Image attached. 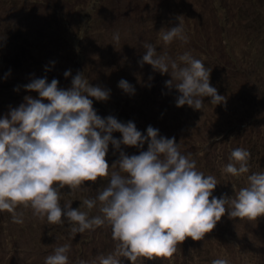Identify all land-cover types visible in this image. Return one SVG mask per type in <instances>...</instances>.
<instances>
[{"label": "rangeland", "instance_id": "1", "mask_svg": "<svg viewBox=\"0 0 264 264\" xmlns=\"http://www.w3.org/2000/svg\"><path fill=\"white\" fill-rule=\"evenodd\" d=\"M0 21H29L38 34H32L33 44L40 45L24 51L22 57L16 54L7 58L3 56L0 44V109L4 110L0 119L10 118V109L17 105L13 99L16 95L13 90H25L24 87H19L22 85L20 81L30 83L31 80L27 77L33 74V68L38 69L37 75H45L47 78V73H51L52 69V66L47 67L49 63L58 65V62L66 63L73 59V67H77V54L68 45L70 42L74 43L73 39L82 40L77 44L76 50L80 46L86 56L78 65L88 72L87 80L91 85L110 90L106 101L92 98L100 117L106 118L109 115L108 108L113 109L117 115L130 112L133 119H138V123H134L142 133L146 134L147 127L151 125L159 129L160 135L175 137L182 154H190L191 159L196 157V169L216 178L218 184L212 193L215 197H233L235 191L247 185L248 175L262 172L257 170L260 165L255 160L248 161L249 172L239 177L222 173L221 170L229 163L231 151L238 146L259 141V147H264V42H254L264 38V0H255V3L252 0H0ZM84 21H87L86 25ZM201 21L250 22L244 28L239 27L240 23L237 24L238 27L231 31L232 37L228 38L229 45L223 46L225 40L222 39V34H204L206 31ZM178 23L183 26L187 42L174 39L165 45L160 39V33ZM116 33L120 36L118 44L113 41ZM145 43L153 45L157 55L167 53L178 63V57L185 52L200 59L211 70L210 84L217 88L219 95L225 96V103L214 105L209 103L210 97H205L200 111L187 105L177 107L175 99L178 93L174 88L169 89L165 83L171 79L170 74L154 71L148 64L143 67L139 65L138 61L146 51ZM246 50L251 56L247 55ZM234 59H244L239 68ZM35 61L37 64L33 65ZM63 73L58 75L61 80L65 77ZM9 78L20 84H9ZM121 79L134 87V94L126 93L118 87ZM71 81L63 80L58 87L66 90L71 87ZM135 100L137 103L132 102ZM44 102L47 103L46 100ZM121 116L127 122L131 121L126 116L118 115ZM166 122L169 124L164 127ZM112 135L116 139L122 138L119 132ZM146 146L143 149L124 146L121 150L133 155L139 154L140 150L146 151ZM111 152L115 154L108 156L110 167L119 158V151L110 144L108 153ZM117 170L111 168L110 172ZM106 186L104 183L103 189ZM93 191L88 186L74 193L69 190L62 193L61 190L60 204L63 206L71 202L72 207L77 208L84 198L97 196L98 191ZM17 210L24 212V222L21 224L13 223L9 213L0 212L5 220V232L0 233V255H5L1 258L2 263L4 258L14 256L17 264H44V255L52 254L55 247L65 244L70 245L68 255L71 254L72 258L76 257L78 250H83L87 254L86 264H93L94 261L99 264V256H107L115 251V245L105 243L106 239L110 240L108 233L112 231L108 230L107 225L77 234L73 238L69 235L67 223L50 224L46 219L34 217L32 210L24 209L22 205ZM90 214L98 213L93 209ZM226 217L227 213L215 227L221 223L231 224L230 220H236L245 227L250 223L247 226V229L251 228L248 229L250 237H244L250 238L253 247L264 242V216L242 223L239 218ZM240 242L242 243V239L237 240L238 244ZM206 243L208 246L198 244L197 250L214 248L207 251L210 255L207 257L208 262L203 258L198 262L209 264L211 260L212 264L215 259H223L224 254L215 252L216 247L220 248L218 239L209 238ZM107 246L110 248L108 251ZM189 246V243L186 244L185 254L197 253ZM163 258L170 259L166 264H175L174 258ZM155 259L156 256L146 260L157 263Z\"/></svg>", "mask_w": 264, "mask_h": 264}, {"label": "clouds", "instance_id": "2", "mask_svg": "<svg viewBox=\"0 0 264 264\" xmlns=\"http://www.w3.org/2000/svg\"><path fill=\"white\" fill-rule=\"evenodd\" d=\"M160 39L165 45L174 39L187 42L180 23L162 31ZM113 41L119 43L118 33ZM144 48L139 65L170 74L165 83L177 91V107L200 111L205 97L214 105L225 103L200 59L185 52L178 63L167 53L157 55L151 44ZM70 75V70L65 71L66 78ZM58 83L55 78L50 83L46 77L32 79L24 87L37 92L39 99L25 97V103L10 111V118L0 119V212H8L13 223L24 222V212L17 210L22 205L40 220L67 223L73 238L107 225L115 251L99 256V264H121L120 257L136 264L140 257H172L188 237L203 240L226 213L230 219L249 221L264 216V172L248 175L247 185L234 189L233 197H215L216 178L198 171L190 154L181 153L175 137L162 136L151 125L144 134L132 121L100 117L90 97L106 101L110 90L91 85L83 72L72 78L66 90ZM118 87L134 94V87L124 79ZM114 132L122 138H114ZM145 143L147 150L139 154L121 150V145L143 149ZM110 144L119 151L111 167L106 160ZM249 158L248 150L235 148L222 173L233 177L248 173ZM111 168L118 170L110 172ZM109 175L108 185L95 198H84L77 208L71 202L61 206V190L66 186L74 193L86 187L85 182ZM93 209L98 214L91 215ZM69 251L68 244L55 247L44 264H69ZM212 264L228 262L215 259Z\"/></svg>", "mask_w": 264, "mask_h": 264}, {"label": "trees", "instance_id": "3", "mask_svg": "<svg viewBox=\"0 0 264 264\" xmlns=\"http://www.w3.org/2000/svg\"><path fill=\"white\" fill-rule=\"evenodd\" d=\"M252 2L255 3V0H252ZM241 15L244 16V13H241ZM12 22H13V25L11 26ZM50 22H52V21H50ZM201 22L204 25L205 31L208 32V33L205 32L204 34H207V35L214 34L215 36L216 35L218 36V34L221 33L222 39L225 40V43H226V44L224 43L223 46H225V45H229L228 38L230 36L232 37V33H231L232 29L234 27H238L237 24H239V23H240L239 27L244 28L245 26H248L250 21H222V23L221 22L219 23V21H207V22L201 21ZM223 22H225V24ZM86 24H87V21H84V25H86ZM224 25L226 27H223ZM262 26H264V24ZM0 28H2L0 30V35H1L0 36V39H1L0 44L3 47V53L2 54H3V56H6L7 58L14 56L16 54H18L17 55L18 57H19V55H20V57H22V55L24 54V51H26L27 49L31 50V48L35 49L37 47H40V45L33 44L34 38L32 37V34L33 33L37 34V32L33 29V26L30 24L29 21H0ZM197 28H198V31H200L198 24H197ZM40 35H41V31H40ZM202 37H203V34H202ZM250 38H249V41L253 42V40H251ZM41 40L43 41L42 38H41ZM73 40H74V43L70 42L68 46L71 48V50H74L77 54L76 58H75V60H76L75 62L77 64V67H75V68L73 67V59L71 62H69V61L66 63H63V61H61V63L58 62V65H56L55 63H51V64L49 63L47 67L52 66V69H50L51 73H47L49 75L47 77V82H51L52 78L57 79L59 81V83H62L61 81L67 80V79L72 80V78L78 72H83L84 78L87 79L88 72L81 65L80 66L78 65V63L81 62L83 57H85L86 55H84L85 54L84 50H82L80 48V46L76 50L77 44L80 43L82 40H77V39H73ZM255 41L262 44L261 42H264V38H261L260 40L256 39V40H254V42ZM38 43L40 44L39 41H38ZM2 47H0V48H2ZM7 53H10L12 55H8ZM246 53L248 56L250 55V53L247 50H246ZM234 60L237 64L238 68H239L240 64L244 61V59H238V60L234 59ZM21 61H24V59H21ZM231 62H233L232 59H231ZM36 64H37L36 61L33 62V65H36ZM250 66H251V70H252V61L250 62ZM253 66H255V65H253ZM68 70L71 71V75L68 76L67 78L66 77H64V79L62 78V80H61L58 77L59 73H61V72L65 73V71H68ZM33 71L31 72V73H33L31 76H28V77L27 76H21V77H27L30 80L35 79V78H40V77L41 78L46 77L45 75L44 76L37 75L38 69H36V68H33ZM209 71H211V70H209ZM51 76H54V77L51 78ZM5 82H7V81L5 80ZM20 82L22 84L19 86L20 88L24 87L26 85L25 81H20ZM8 83L9 84H15V85L20 84V83H17L16 80H14L13 78H9ZM59 83H58V86H59ZM23 89H25V87ZM256 89L258 90V88H256ZM13 91L16 93V95L14 96L15 98L13 97V99L16 100L17 105L15 107H13L12 109H10V111L15 109V108H18L22 103H25V97H27V96H31L35 99H39V94L35 91L29 92V91H26V89L24 91H16V89H14ZM90 99H92V98L90 97ZM94 100H95V98H94ZM132 102L137 103L136 100L132 101ZM99 103H101V102H99ZM157 103L158 102H156V104ZM93 108L97 111V105H95L94 103H93ZM104 109L106 110V108H104ZM3 112H4V110L0 109V116L3 115ZM107 112L109 114L108 116H113L118 121H120L122 123H125V122L127 123V121L124 119V117H122V116L118 117V115L126 116L132 122L138 123V119H136V120L133 119V116L131 115L130 112L125 113L126 115H124V112L117 115L114 113V110L111 108H108ZM146 121L148 122V120H146ZM168 124L169 123L166 122L165 123L166 126L165 125H163V126L167 127ZM247 144H248L247 146L243 145V146H241V148H244L250 152L249 161L255 160V161L259 162L260 167L257 168V170H261L262 172H264V147L263 146L259 147V141L253 142V143H247ZM144 146H146V145L144 144ZM121 147H124V145H121ZM238 147H240V146H238ZM116 153H118V152H116ZM113 154H115V153H113V152L107 153V155H106L107 162H110L108 160V156L113 155ZM193 159L195 160L196 157H193ZM199 171L202 172V170H200V169H199ZM109 181H110V175L105 176V177H98L95 182H91V181L85 182V186L93 188L94 189L93 192H97V191L99 192V191L103 190L104 183L106 185H108ZM65 190H68V188L65 187L64 189H62V193ZM226 218H229V216L227 215ZM226 218H224V219H226ZM239 220H241V223L242 222H250L246 218L245 219H239ZM243 220H245V221H243ZM4 221L5 220L3 219V217L0 216V233L1 234L5 232V230H4L5 227L3 225ZM230 221H231V224L230 223H224V224L221 223L218 227H215L213 229V231L210 233H207L205 235L204 239L201 241H193L190 237L186 238V240L184 242L177 245V251L172 256V258H174L173 262L175 264H202V262L197 261V260L202 261L200 258H203V260H205V262H208L207 257L210 255L208 254L207 251H211V249L214 247L204 248L203 250H205V251H198L197 246H198V244H203L204 246H208V243H206V242L208 241L209 238H211L212 240H216V239L219 240L220 248L216 247L217 249H215V252L217 254H224L223 259H225L228 262V264H264V242L263 241L259 242L256 245L257 247H253V244H252L250 238L249 239L246 238V237H250V232L248 229H251V228L248 227V229H247V226L250 223H248V225L245 227V225H239L236 222V220H230ZM220 222H222V221H220ZM109 229H111V228L108 226V230ZM10 230H11V228H10ZM253 233H255L254 230H253ZM244 236H246V237H244ZM108 237L110 240L108 241L106 239L105 243L107 245H115V242L112 239V231L108 233ZM239 239H242V243L240 242V244L237 243V240H239ZM188 243L190 244L189 247L193 248V250L197 251V253H195L193 255H192V253H189V254L184 253L185 252L184 249L186 247V244H188ZM109 249L110 248H108V246H107V251ZM4 256H5L4 253L2 255H0V261H1V258ZM44 256L46 258L48 255L46 254ZM75 256H76L75 258L74 257L72 258L71 254L68 255L69 264H79V262L81 260H83L85 262L87 261V259H86L87 254L84 253L83 250H81V249L76 252ZM143 258L145 260H143ZM119 259L121 260V262L127 261L128 262L127 264H131V262L129 260H127L126 258L120 257ZM146 259L147 258H145V257H140L137 259L136 264H139L140 261L142 262V264H145L146 262H147V264H157V263L166 264V262L170 260L169 258L156 257L155 262H157V263H153L151 260H146ZM210 262H211V260H210ZM210 262H209V264H210ZM0 264H17V263L14 259V256H9V257L4 258L3 263L0 262Z\"/></svg>", "mask_w": 264, "mask_h": 264}]
</instances>
